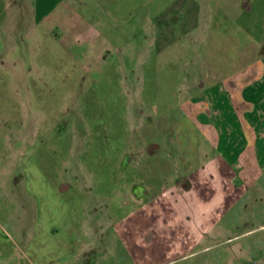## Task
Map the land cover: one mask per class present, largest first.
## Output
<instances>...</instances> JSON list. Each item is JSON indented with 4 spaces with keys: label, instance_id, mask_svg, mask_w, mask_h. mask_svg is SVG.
<instances>
[{
    "label": "rangeland",
    "instance_id": "obj_1",
    "mask_svg": "<svg viewBox=\"0 0 264 264\" xmlns=\"http://www.w3.org/2000/svg\"><path fill=\"white\" fill-rule=\"evenodd\" d=\"M166 1L124 0V18L116 21L102 15L93 0H58L77 19L61 16L57 21L54 16L59 27L52 31L44 26L24 31L21 25L10 30L6 20L0 21V247L31 250L35 258L58 242L68 245L69 219L80 216L84 199L69 203L68 194H78L73 189L55 197V186L106 183L109 176L101 173L128 161L147 166L153 149L163 147L177 166L198 168L203 180L208 178L214 167L201 153L211 155L212 150L193 141L196 128L190 123L188 141H183L178 118L185 104L196 108L210 98L190 92L210 74L213 63L239 67L259 49L264 30L257 27L263 26L251 0H196L197 26L160 48L153 43L154 14ZM28 2L11 0V5ZM195 108L198 115L206 114L199 117V126L211 128L213 117ZM154 132L160 136L148 142ZM185 151L193 158H183ZM132 152L134 160H129ZM217 176L228 182L226 175ZM236 193L241 197L230 213L236 220L232 231L256 228L264 221V191ZM251 233L253 240L259 236L255 229ZM191 240L183 241L190 247ZM207 244L199 255L174 252L159 263L258 264L252 255L250 261L229 263L233 243L224 237ZM121 262L128 264L125 256ZM144 264L153 260L146 258Z\"/></svg>",
    "mask_w": 264,
    "mask_h": 264
},
{
    "label": "crops",
    "instance_id": "obj_2",
    "mask_svg": "<svg viewBox=\"0 0 264 264\" xmlns=\"http://www.w3.org/2000/svg\"><path fill=\"white\" fill-rule=\"evenodd\" d=\"M1 1L0 21L6 20L12 26L10 30L21 25L24 31H37L43 26L45 31H52L58 26L54 22L61 16L77 19L65 9L70 6L58 0H28L27 6L16 7H12L11 0ZM93 1L102 15L123 20L124 0ZM135 1L140 4V0ZM143 1L142 4H149L150 0ZM252 2L263 26L257 27L264 30V0ZM199 11L196 0L166 1L160 12L154 14L153 43L160 48L171 45L173 40L197 26ZM86 24L90 27L91 22ZM258 45L254 55L248 56L234 70L213 63L210 74L205 75L201 83L193 84L190 92L191 96L210 98L196 108L185 104L178 118L183 127V141H188L190 123L196 128L193 141L212 150L211 155L208 150L201 153L202 159H208L214 167L206 173V180L198 168L177 166L173 155L165 153L159 144L162 151L148 152L147 166L139 167L138 163L128 161L123 167L101 173L109 176L106 183L78 186L62 183L58 190L55 186L53 196L73 189L78 194H68L69 203L76 197L84 199L80 216L69 219L68 233L72 240L68 245L58 242V246L37 253L35 258L31 250L25 253L3 246L0 247V263L125 264L121 262L125 256L128 264H144L146 258L152 259L153 264H161V258L174 252L189 257L204 253L209 239L224 237L233 243L228 249L229 263L237 259L250 261L252 255L257 256L258 264H264V221L254 228L259 236L253 240L249 237L254 229L245 227L235 233L232 229L236 220L230 217L241 197L237 191H264V39ZM235 98L239 99L236 103ZM193 108H200L213 117L211 128L199 126V117L203 119L206 114L198 115ZM159 136L154 132L147 140L153 142L151 139ZM132 154L129 160H134ZM192 155L185 151L183 158L191 159ZM220 173L227 176L228 182H221V177L217 176ZM174 174L179 177L173 178ZM260 198L264 199V193ZM188 201L192 202V207ZM178 203L180 205L174 206ZM181 205L183 209L179 208ZM187 238L192 239L190 247L183 241ZM189 248L191 252H185Z\"/></svg>",
    "mask_w": 264,
    "mask_h": 264
}]
</instances>
